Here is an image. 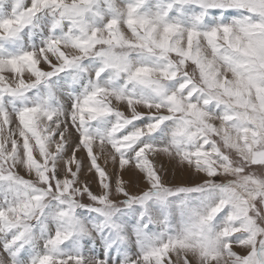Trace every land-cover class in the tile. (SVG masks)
<instances>
[{
    "label": "snow or ice",
    "instance_id": "1",
    "mask_svg": "<svg viewBox=\"0 0 264 264\" xmlns=\"http://www.w3.org/2000/svg\"><path fill=\"white\" fill-rule=\"evenodd\" d=\"M0 264H264V0H0Z\"/></svg>",
    "mask_w": 264,
    "mask_h": 264
},
{
    "label": "rangeland",
    "instance_id": "2",
    "mask_svg": "<svg viewBox=\"0 0 264 264\" xmlns=\"http://www.w3.org/2000/svg\"><path fill=\"white\" fill-rule=\"evenodd\" d=\"M101 162H103V160L101 159ZM21 174H23V173H21ZM170 179H171V177H170Z\"/></svg>",
    "mask_w": 264,
    "mask_h": 264
},
{
    "label": "bare ground",
    "instance_id": "3",
    "mask_svg": "<svg viewBox=\"0 0 264 264\" xmlns=\"http://www.w3.org/2000/svg\"><path fill=\"white\" fill-rule=\"evenodd\" d=\"M103 160V158H101ZM23 173V172H22ZM24 174V173H23Z\"/></svg>",
    "mask_w": 264,
    "mask_h": 264
}]
</instances>
